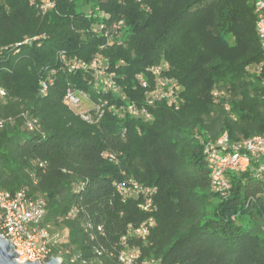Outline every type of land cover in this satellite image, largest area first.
<instances>
[{"label":"trees","instance_id":"trees-1","mask_svg":"<svg viewBox=\"0 0 264 264\" xmlns=\"http://www.w3.org/2000/svg\"><path fill=\"white\" fill-rule=\"evenodd\" d=\"M45 1L51 7L41 8ZM100 20L121 22L120 42L106 46L90 32ZM255 21L253 0H0V190L24 189L42 204L37 225L50 232V256L118 264L128 226L152 217L144 242L128 239L141 257L264 264V179L252 169L229 171L228 194L217 193L202 148L225 132L234 142L264 131ZM97 52L120 85L103 99L141 105L136 74L166 63L165 75L181 87L178 103L156 101L148 121L105 111L98 123L85 122L62 102L67 84L99 95L88 74L68 72L63 62ZM129 179L153 190L154 208L140 209L142 197L121 198L115 185Z\"/></svg>","mask_w":264,"mask_h":264},{"label":"built area","instance_id":"built-area-1","mask_svg":"<svg viewBox=\"0 0 264 264\" xmlns=\"http://www.w3.org/2000/svg\"><path fill=\"white\" fill-rule=\"evenodd\" d=\"M52 3L45 1L41 8L51 7ZM256 16L255 29L264 52V0H253ZM93 15L92 10L87 11ZM103 12L101 11L100 14ZM121 22L108 23L107 20L94 22L90 32L105 38V45L110 46L119 40V27ZM26 39L24 42H28ZM62 56V54H61ZM263 63L259 66L262 69ZM63 67L68 72H80L88 74V85L99 95L93 99L88 91L72 87L67 84L62 102L70 110L80 116L82 120L90 124H96L103 117L105 111L111 112L117 118L131 116L143 121L151 120L149 109L156 101L166 100L170 106H176L179 100L180 85L168 78L163 70L167 69L166 63L147 67L144 72L136 74L137 84L144 89V101L137 105L134 101L128 103H110L103 99L102 94H119L120 85L116 80V73L111 70L108 60L101 52H97L91 60L70 58L63 62ZM55 71L52 70V73ZM264 85V76L261 78ZM52 82L51 78L40 81V92L44 95L47 86ZM6 95L5 89L0 84V97ZM122 100L125 98L122 97ZM5 123L0 119V127ZM29 130L35 129V120L26 121ZM204 160L209 171L212 189L222 195L228 194L231 186L227 179L229 171L241 173L248 169L255 171L258 178L264 179V131L262 133L231 142L227 133H223L216 141L202 142ZM106 156L109 157L108 154ZM116 190L122 199L128 197H142L139 208L150 211L152 208L150 188L145 187L135 180L129 179L126 183H117ZM43 214V206L39 202L30 200L24 189H18L14 193L0 190V236L8 239L18 254V262L44 263L51 256L46 244L50 238V232L46 227L37 225ZM154 226V219L147 218L138 226H128L119 244L117 251L118 264H163L160 259L141 257L138 247L130 245L128 239L135 238L144 242ZM102 231L101 226L97 227Z\"/></svg>","mask_w":264,"mask_h":264},{"label":"water","instance_id":"water-1","mask_svg":"<svg viewBox=\"0 0 264 264\" xmlns=\"http://www.w3.org/2000/svg\"><path fill=\"white\" fill-rule=\"evenodd\" d=\"M17 255L11 242L0 236V264H62L60 258L56 256H51L44 263H38L35 261L18 262Z\"/></svg>","mask_w":264,"mask_h":264},{"label":"rangeland","instance_id":"rangeland-1","mask_svg":"<svg viewBox=\"0 0 264 264\" xmlns=\"http://www.w3.org/2000/svg\"><path fill=\"white\" fill-rule=\"evenodd\" d=\"M84 10L88 11V10H90V9H89L88 7H86V8H84ZM93 12H94V13H99V10L96 9V8H94V9H93ZM51 229H52V231H54V232H55V231H60V228L57 227V226H56V227H53V228H51Z\"/></svg>","mask_w":264,"mask_h":264}]
</instances>
